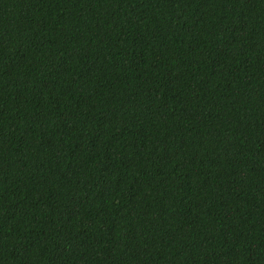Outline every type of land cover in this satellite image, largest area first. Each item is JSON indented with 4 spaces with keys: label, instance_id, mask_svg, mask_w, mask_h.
Returning <instances> with one entry per match:
<instances>
[{
    "label": "trees",
    "instance_id": "16d2710c",
    "mask_svg": "<svg viewBox=\"0 0 264 264\" xmlns=\"http://www.w3.org/2000/svg\"><path fill=\"white\" fill-rule=\"evenodd\" d=\"M0 264H264V0H0Z\"/></svg>",
    "mask_w": 264,
    "mask_h": 264
}]
</instances>
